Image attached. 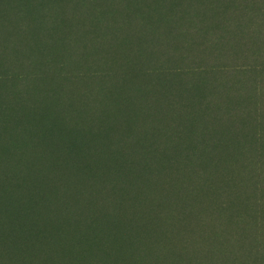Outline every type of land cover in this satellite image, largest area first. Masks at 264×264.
I'll list each match as a JSON object with an SVG mask.
<instances>
[{"label":"rangeland","instance_id":"1","mask_svg":"<svg viewBox=\"0 0 264 264\" xmlns=\"http://www.w3.org/2000/svg\"><path fill=\"white\" fill-rule=\"evenodd\" d=\"M143 3L0 0V264H264L256 154L211 161L194 180L176 167L120 176L111 137L128 134L142 102L93 73L112 61L128 68L126 53L156 40L143 38L148 29L173 31L160 7L146 19ZM122 6L144 26L126 30ZM99 91L106 111L86 113L82 95ZM119 99L129 106L110 113ZM76 105L102 141L63 126ZM75 178L82 199L66 193Z\"/></svg>","mask_w":264,"mask_h":264},{"label":"trees","instance_id":"2","mask_svg":"<svg viewBox=\"0 0 264 264\" xmlns=\"http://www.w3.org/2000/svg\"><path fill=\"white\" fill-rule=\"evenodd\" d=\"M139 1L148 6V20L154 10L158 17L160 7L159 19L168 22L173 31L156 36L148 29L143 38L156 40L140 53L135 48L126 53L128 68L112 61L104 64V72L93 73H103L108 87L131 85L142 102L128 134L124 130L111 137V149L116 150L118 162L123 161L120 176L145 178L158 168L176 167L185 178L194 180L211 161L250 153L262 163L264 0ZM123 8L118 11L121 16ZM125 15L126 30L136 31L146 22L136 12ZM70 95L68 92L75 103ZM102 95V91L82 95L86 113L89 108L94 114L95 108L99 113L106 111ZM116 102L112 114L130 103L128 99ZM77 109L76 105L72 113H78L77 117H63V126L69 132L73 128L71 133L87 132L89 139L95 133L102 141V130L95 132L94 122L84 123ZM258 178L264 182V172ZM79 181L69 180L65 187L66 193L82 199L86 189ZM148 212L154 211L149 208ZM153 218L156 223L157 217Z\"/></svg>","mask_w":264,"mask_h":264}]
</instances>
